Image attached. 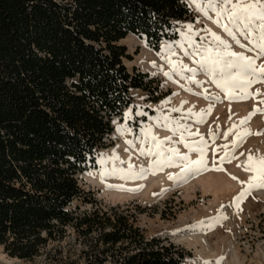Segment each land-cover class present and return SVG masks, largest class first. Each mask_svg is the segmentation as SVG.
Returning a JSON list of instances; mask_svg holds the SVG:
<instances>
[{"label":"trees","instance_id":"obj_1","mask_svg":"<svg viewBox=\"0 0 264 264\" xmlns=\"http://www.w3.org/2000/svg\"><path fill=\"white\" fill-rule=\"evenodd\" d=\"M190 14L182 0H0L4 254L33 261L72 228L99 236L88 264L184 262V249L146 241L128 216L71 208L87 194L77 176L106 148L131 90L154 91L148 73L128 72L124 60L132 57L120 43L133 35L159 51Z\"/></svg>","mask_w":264,"mask_h":264},{"label":"rangeland","instance_id":"obj_2","mask_svg":"<svg viewBox=\"0 0 264 264\" xmlns=\"http://www.w3.org/2000/svg\"><path fill=\"white\" fill-rule=\"evenodd\" d=\"M182 1L191 14L188 20L178 22L177 39L163 42L159 51L132 35L120 43L132 57L124 60L128 72L133 73L136 68L148 73L154 91L131 90V107L112 120L114 131L106 148L97 152L95 163L89 164L84 176H77L79 186L87 194L85 199L75 201L71 209L80 216L96 209L128 216L146 241L156 238L165 245L184 249L182 264H264V188H252L250 178L254 174L246 170L250 155L264 156V82H253L248 88L251 95L246 99H238L243 95L240 91L229 95L214 83L215 77L200 72L199 66L184 55L185 49L192 51L184 36L215 50L222 48L213 42L210 33H215L237 54L254 58L257 53L246 50L253 45L242 37L246 48L236 45L213 22L214 13H210L213 19H208L197 10L193 0ZM188 25H192L191 32ZM201 37H205L202 42ZM169 60L196 68L194 79L200 83L186 78L191 73L177 75ZM256 63L264 65V59ZM213 97L219 99L214 101ZM177 120L188 129L181 128L184 139L204 147V166L194 173L188 172L186 178H181L186 171L181 167L162 165L156 156L141 154L142 148L152 149L156 143L149 137H143L145 142L141 143L142 130L151 129L164 141L165 149L174 146L192 160L201 159L180 143L179 135L164 126L174 128ZM246 130L252 135L243 137L240 143ZM121 153L128 156L121 158ZM101 155L108 158L104 163L99 160ZM98 237L94 234L85 238L70 228L64 241L50 244L33 261L10 260L7 253L3 258L1 249L0 264H88L85 253L92 252L90 245L94 246ZM195 241L197 244H189ZM106 264L112 263L108 260Z\"/></svg>","mask_w":264,"mask_h":264},{"label":"snow or ice","instance_id":"obj_3","mask_svg":"<svg viewBox=\"0 0 264 264\" xmlns=\"http://www.w3.org/2000/svg\"><path fill=\"white\" fill-rule=\"evenodd\" d=\"M193 2L196 3L197 10L208 19H213L210 13H214L216 19L213 22L221 27L233 39L236 45L246 48V45L241 42L242 37L253 45V47L246 48V50L255 51L257 55L252 58L231 51V45L215 33H210L213 42L218 46H222V48L217 47L213 50L210 46L203 43L197 44L191 36H184V40L187 41L189 47L192 49L191 52L185 49L184 55L192 59L199 66L200 72L215 77L214 83L223 91L229 95L234 91H240L243 95L239 96L238 99L248 98L251 95L248 92L251 84L253 82H264V75H258V73L264 74V65L258 66L256 63L258 59H264V0H193ZM187 27L189 32H191L192 25H188ZM200 39L202 42L205 37H201ZM180 47H183V45L181 44ZM168 49L171 54H175L171 45L168 46ZM197 57H200V59H197ZM169 63L177 75L184 77L185 72L191 73V76L186 78L192 80L193 83H200L194 79L197 75L196 68L188 67L182 61L174 63L169 60ZM165 75L170 76V73H165ZM212 99L215 101L219 98L213 97ZM201 122L203 121L201 120ZM245 122L242 121L241 123ZM174 123V128L168 124L164 126L172 130L175 135H179L180 143L188 148L190 153H198L201 159L192 160L189 155H182L179 149L174 146L165 149L163 147L164 141L159 140L152 134L151 129L142 130L141 143L145 142L143 137H149L156 143L152 149L145 150L142 148L141 154L156 156L158 158L157 162L162 165L167 164L181 167L183 170H186L185 177L181 178H186L188 172L194 173L201 170L204 166V147L197 144H189L184 139L183 132H181L182 127L184 131H188V129L182 126L179 120ZM119 130L123 132V129ZM248 135H252V133L246 130L239 142L242 143L243 137ZM166 139L171 141V137H167ZM237 146H239V143ZM166 152L167 155L165 154ZM107 159L103 155L99 157L101 163H104ZM114 159L119 158L114 157ZM248 159L249 164L246 165V170L254 174L250 178L252 181L251 187L256 189L264 188V156L253 157L250 155ZM132 167L129 163V169Z\"/></svg>","mask_w":264,"mask_h":264},{"label":"bare ground","instance_id":"obj_4","mask_svg":"<svg viewBox=\"0 0 264 264\" xmlns=\"http://www.w3.org/2000/svg\"><path fill=\"white\" fill-rule=\"evenodd\" d=\"M130 37H134V38H137V37H135V36H130ZM124 41H126V40H124ZM142 41V40H141ZM120 155V157L121 158H126L127 156H128V154L127 153H121V154H119ZM109 163H111V161H109ZM85 174V173H84ZM84 174L82 175V176H84ZM112 174V173H111ZM92 182V181H91ZM179 241H182V240H179ZM189 244L190 245H192V244H197V241H195V242H189ZM2 249V247H0V250ZM1 254V253H0ZM6 256L7 255H5V254H1V257H3V258H6ZM10 260H17V259H14V258H10Z\"/></svg>","mask_w":264,"mask_h":264}]
</instances>
